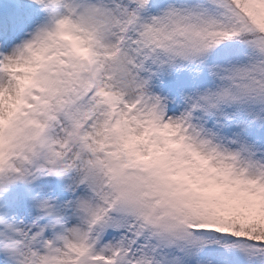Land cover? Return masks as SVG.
<instances>
[{"label": "snow or ice", "instance_id": "snow-or-ice-1", "mask_svg": "<svg viewBox=\"0 0 264 264\" xmlns=\"http://www.w3.org/2000/svg\"><path fill=\"white\" fill-rule=\"evenodd\" d=\"M0 264H264V0H0Z\"/></svg>", "mask_w": 264, "mask_h": 264}]
</instances>
